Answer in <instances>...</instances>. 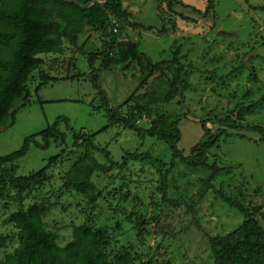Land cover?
<instances>
[{
    "label": "rangeland",
    "instance_id": "rangeland-1",
    "mask_svg": "<svg viewBox=\"0 0 264 264\" xmlns=\"http://www.w3.org/2000/svg\"><path fill=\"white\" fill-rule=\"evenodd\" d=\"M131 22L148 30L120 23L112 35L113 46L124 38L135 42L145 55L147 70L133 61L127 67L101 68L106 42L99 30L81 26L76 45L63 40L62 51L39 54L44 62L34 67L24 84L28 99L16 100L14 122L0 126V156L20 148L29 136L40 142L57 117L62 138L47 148L31 146L17 161L13 179L0 177V262L19 245V229L5 219L32 204L47 211L42 223L58 234L64 246L81 226H106L107 256L126 248L140 257L139 264H214L210 241L226 236L246 217L227 204L221 193L238 198L264 229V141L257 132L242 130V137L221 139L207 163L221 168L210 185V171L186 166L175 158L168 144L156 137L142 141L120 125L107 126L99 105L93 73L109 105L148 129L159 115L175 121L180 132L176 144L184 155L202 140V122L215 128L217 118L243 114L242 127L264 129V0L152 1L127 0ZM66 17L64 22H69ZM63 22V23H64ZM90 55H96L90 60ZM169 61L183 74L187 85L156 109L150 118L139 117L143 94L171 81ZM23 103V104H22ZM159 104V105H160ZM229 133L234 130H227ZM78 133L93 134V142L106 150H88ZM126 153H148L160 164L122 158ZM86 158L84 168L71 172ZM165 191H162V179ZM256 210H255V209ZM142 222V223H141ZM141 223L142 235L139 234Z\"/></svg>",
    "mask_w": 264,
    "mask_h": 264
},
{
    "label": "trees",
    "instance_id": "trees-1",
    "mask_svg": "<svg viewBox=\"0 0 264 264\" xmlns=\"http://www.w3.org/2000/svg\"><path fill=\"white\" fill-rule=\"evenodd\" d=\"M78 1L81 5H86L92 0ZM126 1L106 0L102 5L92 4L87 9H81L71 2L62 0H0V52H3L0 56L6 57L0 64V126L6 118L10 119L11 125L13 124L17 111L10 112V110L16 100L21 99L23 103H26L29 93L24 84L31 70L43 65L44 62L37 55L61 52L64 39L71 45H76L83 25L99 30L100 37L106 42V48L100 56L102 69L108 70L113 66L127 67L135 61L141 72L147 70L145 55L138 50L135 42L124 38L113 46L114 41L109 35V33L115 35L108 24L109 15L114 17L119 25L122 22L145 31L149 29L147 25L130 21L132 15L125 7ZM172 1L178 2V0ZM212 5L213 0H207V8H211ZM69 16L71 20L64 22V19ZM93 57L96 55H90V60ZM162 65L169 68L171 81L166 80L164 84H159L143 94L141 101L143 109L139 117L144 114L150 118L152 105L158 109L161 104L169 103L176 96L177 89L187 85L183 74L178 68L173 67L171 62L160 61L155 66L160 68ZM93 85L97 91V102H99L96 110L104 111L107 126L120 125L133 131L141 139L142 144L147 136L163 140L170 147L173 156L186 166L210 171L205 181L207 185H210L222 172L216 161L212 164L207 163L212 149L219 147L221 139L242 137L243 134L239 131L246 130L261 134V139L264 141V129L257 125L242 127L240 122L244 118L243 114L234 112L232 120L217 118L214 129H210L205 126V122H202V140L193 145L189 153L184 155L176 146L180 139V132L175 121L159 115L150 119L148 129L137 127L130 117L109 105L106 94L97 82L96 73H93ZM60 120L70 127L66 117H57L48 130L38 133L40 142L29 136L23 140L19 149L0 156V177L5 174L9 179H13L17 161L26 155L31 146L47 148L51 140L57 142L62 138L63 134L57 130ZM228 129L235 132L229 133ZM89 135L78 133L75 140H84L88 150L100 151L104 158L113 164L108 152L98 148L93 142V134ZM129 159L151 162L160 168L158 161L148 153H126L122 158V165L124 166ZM83 162H86V158L76 162L71 172L78 173L85 166ZM162 191H165L164 178ZM220 194L227 204L241 210L246 219L228 235L215 236L211 239L214 264H264V229L258 225L255 217L247 211L240 199L221 192ZM46 211L47 208L43 205L32 204L25 210H18L6 217V223H14L19 229V245L0 264H139L140 257L132 255L126 248L120 249L113 257L105 254L104 246L108 243L109 234L104 225L94 229L90 226L78 227L71 240L64 246H59L58 234L47 230L42 223L41 218ZM141 223L140 235H142Z\"/></svg>",
    "mask_w": 264,
    "mask_h": 264
},
{
    "label": "water",
    "instance_id": "water-1",
    "mask_svg": "<svg viewBox=\"0 0 264 264\" xmlns=\"http://www.w3.org/2000/svg\"><path fill=\"white\" fill-rule=\"evenodd\" d=\"M62 1L71 2V3H73L74 5H76L77 7L81 8V9H87L92 4L102 5L106 0H92V1L88 2L86 5H81L78 0H62Z\"/></svg>",
    "mask_w": 264,
    "mask_h": 264
},
{
    "label": "built area",
    "instance_id": "built-area-1",
    "mask_svg": "<svg viewBox=\"0 0 264 264\" xmlns=\"http://www.w3.org/2000/svg\"><path fill=\"white\" fill-rule=\"evenodd\" d=\"M108 24H109V27H110L112 33L117 34L119 31L120 25H119L118 21L114 17H112L111 15L108 16Z\"/></svg>",
    "mask_w": 264,
    "mask_h": 264
},
{
    "label": "flooded vegetation",
    "instance_id": "flooded-vegetation-1",
    "mask_svg": "<svg viewBox=\"0 0 264 264\" xmlns=\"http://www.w3.org/2000/svg\"><path fill=\"white\" fill-rule=\"evenodd\" d=\"M0 53L2 54L3 52L1 51ZM5 58L0 56V64L4 62Z\"/></svg>",
    "mask_w": 264,
    "mask_h": 264
}]
</instances>
